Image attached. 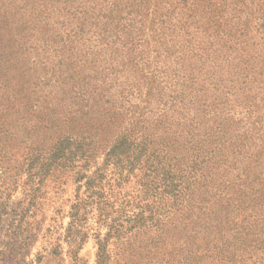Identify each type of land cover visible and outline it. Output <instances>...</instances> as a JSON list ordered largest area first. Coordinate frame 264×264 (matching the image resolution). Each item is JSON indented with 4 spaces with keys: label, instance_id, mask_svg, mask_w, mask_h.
Masks as SVG:
<instances>
[{
    "label": "trees",
    "instance_id": "16d2710c",
    "mask_svg": "<svg viewBox=\"0 0 264 264\" xmlns=\"http://www.w3.org/2000/svg\"><path fill=\"white\" fill-rule=\"evenodd\" d=\"M51 2L62 7L68 20L78 15L92 20L89 38L95 35L101 42L117 40L122 34L130 51L144 45L150 50L144 59L147 90L141 103L145 106L133 111L123 131L102 152L88 136L65 131L46 135L49 141L34 142L26 134L10 132L11 125L1 127L0 216L10 192L21 186L24 197L19 205L26 199L27 205L13 209L21 223L34 206L36 193L56 171L73 173L74 180L86 187L85 198L78 199L74 208L87 200L101 202L100 184L107 173L115 179L134 173L146 198L122 204V236L136 226H147L161 237L166 226L175 230L180 226L167 216L182 211L187 215L193 209L201 214L189 217L184 247L173 255L172 263L167 260L164 264H264V205H245L242 195L236 196L243 193L245 185L254 190L255 183H247L246 168L229 158L234 153L245 155L253 144L246 142L249 136L245 130L236 133V121L224 130L225 105L220 98L239 84L238 90L247 86L245 96L256 98L252 88L255 84L259 88L264 77V0ZM134 37L137 44L131 40ZM169 71L174 77L164 79L163 73ZM158 79L157 85L164 81L163 87L170 92L150 107L147 96ZM205 87L212 91L209 97L217 96L212 101H206V92L199 95ZM218 88L221 92L215 95ZM176 103L180 104L177 111ZM195 104L191 121L183 122ZM201 106L205 114L196 116ZM170 110L178 117L168 123ZM153 112L158 113L159 121H151ZM200 117H207L208 141L196 137ZM252 166L264 168L263 142ZM232 172H236L233 177ZM233 180L243 188L230 192ZM78 212L76 209L73 214Z\"/></svg>",
    "mask_w": 264,
    "mask_h": 264
},
{
    "label": "rangeland",
    "instance_id": "374dc122",
    "mask_svg": "<svg viewBox=\"0 0 264 264\" xmlns=\"http://www.w3.org/2000/svg\"><path fill=\"white\" fill-rule=\"evenodd\" d=\"M91 22L79 15L68 20L62 7L51 0H0V128L11 125L10 132L26 134L34 142L65 131L88 136L97 142L100 152L123 131L133 111L144 105V59L150 50L144 45L130 51L122 34L117 40L101 42L95 35L89 38L94 29ZM131 40L137 44V37ZM163 74L164 79L174 77L171 71ZM159 81L152 84L147 96L150 107L170 92L163 87L164 81L158 86ZM239 85L229 94L221 93L225 105L222 119L224 130L232 121L238 122L236 133L245 130L249 136L246 142L253 144L245 155L234 153L229 158L246 168L247 183H255L254 190L245 185L243 193L236 196L241 194L245 205L258 208L264 205V168L253 167L252 160L264 143V77L259 88L257 84L252 88L255 100L245 96L247 86L238 90ZM174 89L177 95L180 87ZM202 92H206V101L217 97H209L210 88L205 87L199 95ZM220 92L218 88L214 94ZM175 106L179 110L180 104ZM196 108L191 105L182 121L190 122ZM228 113H234L233 117ZM168 114V123L177 120L176 112ZM195 114H205L204 107ZM150 115L151 121L161 119L157 112ZM208 124L207 117L194 124L200 140H209ZM107 174L100 184L101 202L87 200L74 208L78 199L85 198L86 187L74 180L73 173L56 171L36 193L35 204L21 223L13 209L22 204L26 207L27 199L19 205L23 187L11 191L0 216V264L172 263L173 255L184 247L189 217L201 212L191 209L187 215L182 211L172 219L167 216L180 226L176 230L166 226L161 237L147 226H136L122 236V204L142 201L145 189L134 173L125 179ZM235 174L232 172V177ZM233 181L230 192L243 188ZM76 209L79 212L74 215ZM174 248L177 250L172 252Z\"/></svg>",
    "mask_w": 264,
    "mask_h": 264
}]
</instances>
